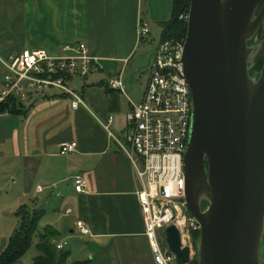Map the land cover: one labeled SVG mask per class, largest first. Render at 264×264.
Here are the masks:
<instances>
[{
	"label": "crops",
	"instance_id": "1",
	"mask_svg": "<svg viewBox=\"0 0 264 264\" xmlns=\"http://www.w3.org/2000/svg\"><path fill=\"white\" fill-rule=\"evenodd\" d=\"M172 11L173 0H0V19L11 25L14 17V30L34 25L29 39L18 43L0 28L3 55H18L25 48L61 55L64 46L84 42L98 60V69L78 90L85 103L78 108L72 107L70 96L53 90L47 97H33L25 111L0 113L2 118L22 117L20 130L0 127V253L18 227L16 213L22 205L41 208L44 217L42 202L53 191L67 203L64 212L72 217L69 231L80 241L78 250L88 252L80 264H155L131 160L111 133L125 139L131 110L128 83L133 88L138 70L152 54L147 48L136 53L153 35L163 40ZM141 20L151 31L140 40ZM4 70L0 63V75ZM118 77L128 94L111 88L110 81ZM71 142L76 151L61 154L63 143ZM79 175L87 181L84 193L73 186ZM80 220L89 234L78 230ZM44 226L58 231L63 223L39 224V231ZM60 238H66L62 232ZM22 259L13 264H28Z\"/></svg>",
	"mask_w": 264,
	"mask_h": 264
},
{
	"label": "water",
	"instance_id": "2",
	"mask_svg": "<svg viewBox=\"0 0 264 264\" xmlns=\"http://www.w3.org/2000/svg\"><path fill=\"white\" fill-rule=\"evenodd\" d=\"M190 1L182 63L194 106L184 171L187 209L202 227L198 264H260L264 62L258 75L251 69L264 58V38L250 41L264 0ZM165 234L176 264H193L178 228Z\"/></svg>",
	"mask_w": 264,
	"mask_h": 264
},
{
	"label": "built area",
	"instance_id": "3",
	"mask_svg": "<svg viewBox=\"0 0 264 264\" xmlns=\"http://www.w3.org/2000/svg\"><path fill=\"white\" fill-rule=\"evenodd\" d=\"M189 12L183 15L188 21ZM138 31L143 38L150 33L148 22L141 20ZM162 47L150 57L149 79L140 100L127 95L131 110L127 114L125 139L113 133L131 160L135 178V195L144 219L145 235L150 243L155 264H176V256L165 243V230L175 225L180 231L182 247L190 249L192 262L198 255L196 231L201 232L198 219L191 215L186 202V172L184 154L191 133L194 100L191 86L183 72L182 44ZM170 48V49H169ZM61 55H52L47 49H23L18 55L1 56L4 73L0 75V103H29L33 97H47L53 90L72 98V107L85 104L74 84L75 78L85 79L98 69V60L84 42L64 46ZM111 88L125 92L122 77L110 81ZM8 112H5V114ZM109 129V124L105 125ZM75 142L63 143L61 154L76 151ZM87 181L78 176L74 189L86 192ZM42 190V187H38ZM72 209H67V213ZM82 234L90 231L78 221ZM58 249H66L68 240L53 238Z\"/></svg>",
	"mask_w": 264,
	"mask_h": 264
},
{
	"label": "trees",
	"instance_id": "4",
	"mask_svg": "<svg viewBox=\"0 0 264 264\" xmlns=\"http://www.w3.org/2000/svg\"><path fill=\"white\" fill-rule=\"evenodd\" d=\"M190 0H173V18L165 24V27L171 25L169 29V38H177L184 40L187 35V21L183 18L179 19L180 14L187 15L190 7ZM261 6L257 10V15ZM165 30V29H164ZM168 36V31H164ZM164 34V35H165ZM166 37V36H165ZM264 38V27L263 23L260 25V29L255 39L250 41V44L259 41ZM263 65V60L259 61L252 69L260 72ZM251 72V73H252ZM25 105L16 104L14 101L5 100L0 103V113L9 111L10 113H18L25 111ZM207 203H204V207ZM19 223L18 227L10 236L6 248L0 253V264H13L20 260L22 256L31 248L33 239L38 238L37 247L40 251L34 258L33 264H67L68 258L71 255L70 250H60L52 243L53 238H60V233L52 226H44L43 231H39V224L44 215L41 208H34L32 205L24 204L16 213ZM201 235L200 231L194 233V238ZM197 256L193 264H198Z\"/></svg>",
	"mask_w": 264,
	"mask_h": 264
},
{
	"label": "rangeland",
	"instance_id": "5",
	"mask_svg": "<svg viewBox=\"0 0 264 264\" xmlns=\"http://www.w3.org/2000/svg\"><path fill=\"white\" fill-rule=\"evenodd\" d=\"M183 14L179 16V19L182 20L183 18ZM12 20V24L9 25L7 24L4 20L0 19V28L2 29V34H8L10 37H13L15 39V41L18 43L19 41H25L27 39H29L30 35H32V31H34V25L31 24L29 26L23 27L20 30H14L12 27L14 25V22L16 21L14 17L11 18ZM263 27H264V21H263ZM171 28V25H168V27H165V30L168 31V36L167 34L164 35V44L167 45V47H170L172 49H174V46L180 45L182 44L183 46L185 45L184 40L181 39H177V38H169V29ZM166 36V37H165ZM150 37V36H149ZM140 40L142 39L141 37H139ZM144 38V37H143ZM160 37H154L151 36L150 38H148L147 40H145V42L141 43V47L138 49L136 56L141 55L144 49H148L149 53L151 54V57L160 49V47H162V41L160 42ZM169 48V49H170ZM0 55L1 56H6L3 55L2 50L0 49ZM149 54L146 57L145 63L142 67H140V69L138 70V75L134 78V84H133V88H130V85L128 83V90L130 91L129 96L131 97V99H136V97L139 96L140 92H143L146 89V85H147V81L149 79L150 73H149V62L150 59H148ZM92 76V75H90ZM90 76L88 78H90ZM80 79V78H75V86L77 87V89L79 90V92L82 90L80 87L82 85H85L87 82V79ZM133 78V77H132ZM86 82V83H85ZM128 94V93H127ZM82 96V94H81ZM83 98V97H82ZM24 105H27V103H24ZM25 109V108H24ZM11 118L6 117V118H2L0 117V127L1 128H6V127H12L15 128L17 130H20L21 127L20 123L21 120L19 116L16 115H10ZM23 128V127H22ZM74 186V185H73ZM11 190V189H10ZM13 193L15 192L14 190H11ZM42 207L46 209V214L43 217L42 221H40V224L42 225H55L57 222H62L63 223V227L61 229L58 228V232H62L63 235L66 237L65 239L68 240V243L66 245V249L67 250H73L74 254L73 257H69L68 258V263L67 264H80V262H78V260H81V258L86 259V257L88 256V252L84 251L82 253V251L78 250V244H80V241H74L72 239L73 236H71V232L69 231L72 226L70 225V223L72 222V217H70L71 215H66L65 214V209L67 208L66 206V202L62 201V198H58L56 195H54V192L51 191L48 195H47V200L45 202H42ZM57 213V214H56ZM63 213L65 215H63ZM63 215V216H62ZM62 226V225H61ZM71 236V238H70ZM60 237V235H59ZM62 237V236H61ZM200 238L201 236L199 235L196 238V242H197V251H199L200 248ZM37 243H38V238H34L32 245L30 246L31 248H29V250L24 254V256H22V260L26 259L28 261V264H33V260L34 258L38 255V253H40L38 247H37ZM65 249V250H66ZM196 258V257H195ZM194 258V260H195ZM193 260V262H194ZM83 264H90V263H83Z\"/></svg>",
	"mask_w": 264,
	"mask_h": 264
},
{
	"label": "flooded vegetation",
	"instance_id": "6",
	"mask_svg": "<svg viewBox=\"0 0 264 264\" xmlns=\"http://www.w3.org/2000/svg\"><path fill=\"white\" fill-rule=\"evenodd\" d=\"M260 40V39H259ZM256 43H259V41H257V42H254V43H252V44H256ZM263 60V62H264V58L263 59H261V61ZM252 70L253 69H251V72H252ZM258 73L259 72H257V71H253L252 73H251V75H258ZM207 206V205H206ZM206 206L203 208V209H205L206 208ZM263 225H264V223H263ZM261 242H260V247H259V259H260V264H264V228H263V232H262V235H261Z\"/></svg>",
	"mask_w": 264,
	"mask_h": 264
}]
</instances>
